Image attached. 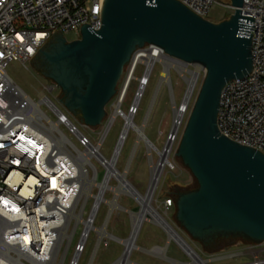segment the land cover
Returning <instances> with one entry per match:
<instances>
[{"label": "water", "instance_id": "water-1", "mask_svg": "<svg viewBox=\"0 0 264 264\" xmlns=\"http://www.w3.org/2000/svg\"><path fill=\"white\" fill-rule=\"evenodd\" d=\"M230 2L234 11L214 23L179 0H103L99 29L83 23L80 37L72 40L56 30L29 62L58 86L62 105L91 127L101 124L124 67L145 45L200 64L205 73L175 152L192 181L182 184L167 174L158 197L173 200V219L202 245L218 236L259 245L264 242V154L229 139L217 126L225 83L252 70L254 18L241 14L243 0Z\"/></svg>", "mask_w": 264, "mask_h": 264}, {"label": "built area", "instance_id": "built-area-1", "mask_svg": "<svg viewBox=\"0 0 264 264\" xmlns=\"http://www.w3.org/2000/svg\"><path fill=\"white\" fill-rule=\"evenodd\" d=\"M179 1L205 19L215 4H221L231 13L234 11L230 0ZM102 3L103 0H0V264H79L89 234L91 230H96V214L89 225L92 206L89 214L84 216L88 198L80 207L81 195L76 201L81 184L73 157L77 152L93 146L90 139L49 98L47 93L53 94L58 89L54 82L45 84L44 91L34 101L8 75L5 64L15 60L26 66L56 30L60 29L64 36L74 33V39H77L83 23L99 29ZM241 14L254 18V27L249 31L252 33V70L241 79L225 83L220 95L217 126L229 139L264 154V0H243ZM153 47L156 46L147 45L137 52ZM173 59L185 65L184 78H191L196 73L192 94L184 102V93L178 105L182 112L180 126L205 69L200 64ZM135 64L133 61L131 70ZM42 105L54 119L42 110ZM62 126L74 136L77 145L62 131ZM177 132L178 128L168 136L171 141L168 154ZM61 138L65 140L59 144ZM92 157L83 167L88 176ZM43 170H51L65 192L52 189ZM60 200L69 206L61 207ZM73 202L75 205L72 208ZM163 205L169 209L173 200L166 199ZM81 225L83 228L75 238ZM102 237L98 236L96 250ZM170 240L175 241L190 257L187 263L172 259L173 263L197 264L183 244L168 238V242ZM242 248L237 253L217 255L206 260L198 257L206 261L204 264H209L224 256L249 254L250 259L239 264H264V242ZM91 262L89 260L88 264Z\"/></svg>", "mask_w": 264, "mask_h": 264}, {"label": "rangeland", "instance_id": "rangeland-1", "mask_svg": "<svg viewBox=\"0 0 264 264\" xmlns=\"http://www.w3.org/2000/svg\"><path fill=\"white\" fill-rule=\"evenodd\" d=\"M218 1L224 2L225 0ZM230 14L231 11L229 9L224 8L221 4H215L206 18L214 23H218L228 18ZM65 37L68 40H72L74 39L75 34L67 33ZM146 46L147 45L144 47ZM164 55L168 56L165 53ZM153 62V68L150 69L151 72L148 82L137 106L134 105L135 94L139 90V82L145 73L146 64L137 63L133 67V70H131L133 59L126 64L121 79L117 84L116 93L105 107L106 115L101 124L96 127L84 125L62 105L57 97L60 93L59 88L53 94L47 93L49 98L62 111H64L76 125H78L80 131L90 139L92 145L99 147V153L102 154L105 159H110L114 153L125 122L124 114H131L134 123L138 126L142 125L145 121L143 132L149 141L152 142V146H149L143 140H139L137 143V132L131 128L125 136L120 154L114 165L116 173L125 174L128 183L141 194L146 193L152 175V167L154 164L159 163L161 159L160 151L167 147L168 136L173 134L172 131L174 130L173 126L175 118L174 111L182 101L186 89V82L176 66H169V81L160 82L161 72L164 65L158 59ZM5 68L13 81L34 101H37L39 93L44 91L43 86L48 82H51L37 72L31 66L30 62L24 66L18 61L9 60L5 64ZM189 68L191 67L189 66ZM200 82L201 79L198 81L197 87L193 92L190 106L184 114L182 123L178 127L176 140L168 154L169 164L165 165L163 169L150 203L159 215L163 217L165 221L168 222L180 235V237L191 246L198 256L206 260L217 255L237 253L243 249L242 247L245 246V243L238 241L234 243V245H228L226 249L215 251L214 253L204 251L200 243L193 240L192 237H190V235L173 219L172 215L175 211L174 203L169 209L164 207L163 202L170 197H158L167 174L171 180H178L182 184H188L192 181V176L189 171L182 167L176 160L175 152ZM155 91L156 95L154 96L153 104L150 107V110H148ZM119 104L120 112L113 118L116 106H119ZM41 108L43 111L47 112L44 105H42ZM47 113L50 115L51 119H54V116L49 112ZM109 122H111L110 125H108ZM61 129L71 141L77 145L74 136L63 126ZM91 161L92 166L89 169V178L87 182L84 183V186L90 189L93 197L81 194L79 201L80 207L82 202L88 198L84 216L89 214L91 206L94 203V197L96 199V196L99 195L100 190L97 184L102 180L106 170L104 162L97 157H92ZM172 166H174V169H172ZM118 182V179L113 176L109 179V186H117ZM103 191L104 192L101 193L100 197L101 204L98 210H96L97 213L94 219V226L96 228H101L104 225L103 227L106 230V235L102 237L100 246L96 250L95 246L99 235L95 229V231L91 230L86 241L85 251L80 257L79 264H88L89 260L92 261L91 264H115L124 251L123 241L129 238L132 232V214L137 211L139 207V203L135 197L126 192H121L115 198V192L111 188H104ZM114 199L116 205L113 206L111 202ZM145 217L146 219L142 221L136 237L135 244L137 248L132 249L129 256L130 262H127L126 264H174L172 259L182 263L189 262L190 257L185 254L175 241L170 240L168 242L167 233L158 223L152 220L151 215L146 213ZM82 228L81 225L77 230L75 238H78ZM104 241L107 243V246ZM165 246L164 255L150 252L154 247ZM71 252L72 251L70 250L69 254H71ZM249 259V254L240 256L233 255L224 256L219 260L208 262L209 264H239L247 262Z\"/></svg>", "mask_w": 264, "mask_h": 264}, {"label": "bare ground", "instance_id": "bare-ground-1", "mask_svg": "<svg viewBox=\"0 0 264 264\" xmlns=\"http://www.w3.org/2000/svg\"><path fill=\"white\" fill-rule=\"evenodd\" d=\"M157 59L160 60L164 65V68L161 72L160 82L161 81H167V82L169 81L168 70H169L170 65L176 66L179 69L182 77L184 78L183 73L185 72V65L179 64L180 62H178L177 60H174L173 58L164 55V53L159 48L153 47L148 51H144V50L138 51L134 55L133 61H135L136 64L137 63H142V64L144 63V64H146V66H145V73L139 82V86H140L139 90L135 94L136 95L135 100H134L135 106H137L138 102L140 101V99L143 95V92H144L143 90H144V88L148 82V78H149V75L151 72L150 69L153 68L152 67L154 64L153 61H155ZM195 75H196V73H193L191 78H184L188 84V87H187L186 92H185L184 102L192 94V87H193ZM125 87H124V89H125ZM153 100H154V98H153ZM152 104H153V101H152ZM152 104H151V106H152ZM119 107H120V104H119V106H116V111L113 114V118L117 113L120 112ZM178 107L179 106H177L175 108V111H174L175 112L174 126H173L174 130L172 131V133L176 132V130L179 126V121L182 117V112H181V110H179ZM149 110H150V108H149ZM123 116H124L125 122H124V125L122 128V133H121V136L119 138L118 143L116 144L114 153L110 159H105V157H103L101 154H99V147L98 146H91V147H89L88 150L77 152V154H75V156H73L75 159V162L77 163V166H76L77 167V178L81 184L80 192L76 198V201L78 200V198L81 194H85V195L93 197L90 189H88L84 186L85 185L84 183L87 182L89 176L86 172H84L83 167L85 164H87L89 162L88 161L89 157L90 156L97 157L102 162H104V165L106 167V170H105V173L103 175L102 180L100 182H98V184H97L100 192H99V195L96 196V199L94 197V203L92 205L91 215L89 218V225H90V221L93 220V218L97 212L96 210H98L99 205L101 204L100 197H101V193L104 192L103 191L104 188H111L115 192V198L119 195V193L126 192V193L133 195L135 197V199L139 203V207H138L137 211L133 212V214H132L133 226H132L131 235L129 236V238H127L126 240L123 241L124 251L122 253V256L117 260V262L115 264H126L127 262H130L129 256L132 252V249L137 248V246L135 244L136 237H137V234H138V231H139V228L141 226L142 221H144V219H146V217H145L146 213H149V215H151V217H152V220L155 221L156 223H158L162 228H164L169 239L177 240L179 243L183 244V246L187 250H189L191 252V255H192L195 263H197V264L206 263V261L201 260L193 251H191V249L188 247L186 242H184L182 240V238H180V236L175 232V230L165 222V219L159 215V213L156 211L155 208H153L151 206V203H150V201L153 197L155 188L159 182L160 176L163 172V169H164L166 163L169 161L168 160V149H169V146L171 144V141L168 140L167 141L168 145L166 144L167 147L164 150L160 151L161 159H160L159 163L154 164L152 167V175H151L150 183H149L148 189H147L145 194H141V193L137 192V190L131 184L128 183V181L125 178V174L116 173V171L114 169V165H115V162L117 161L118 155L120 154V150H121L123 142L125 140V136L127 135L128 131L131 128L136 130V132H137V135H138L137 143L139 142V140H143L149 146H152V142H150L147 137L144 138L143 129L145 126V121L143 122L142 125L138 126L134 123L131 114H124ZM110 123L111 122H109L108 125H110ZM64 140H65L64 138L59 139L58 140L59 144L61 142H63ZM42 172L49 179L52 189H55V190L58 189L57 192L61 191L59 193L65 192L64 186L59 183L58 178L56 177L55 174L52 173L51 170H43ZM113 176L116 177L119 182H118L117 186L112 187V186H109V179ZM29 180L31 181L32 178H30ZM95 200H96V203H95ZM61 201L62 200H60V202ZM111 203L113 206L116 205L115 199ZM60 205L63 208H67L69 206V204L67 202H63V203L61 202ZM74 205H75V203L73 202L72 208L74 207ZM89 225L87 227H89ZM103 226L101 228H96V230L99 233L100 238L102 236L106 235V230ZM155 250H157L160 253V255H164L165 247L153 248L151 251H155ZM174 264H176V263H174Z\"/></svg>", "mask_w": 264, "mask_h": 264}, {"label": "flooded vegetation", "instance_id": "flooded-vegetation-1", "mask_svg": "<svg viewBox=\"0 0 264 264\" xmlns=\"http://www.w3.org/2000/svg\"><path fill=\"white\" fill-rule=\"evenodd\" d=\"M238 241L244 243V241H242L240 238H237L235 236H228V237L218 236V237H214L212 240H210L206 244L202 245L200 243V245L206 251H215V250H218L222 246H225V245L226 246L234 245V243H236ZM245 245H248V244L245 243Z\"/></svg>", "mask_w": 264, "mask_h": 264}, {"label": "crops", "instance_id": "crops-1", "mask_svg": "<svg viewBox=\"0 0 264 264\" xmlns=\"http://www.w3.org/2000/svg\"><path fill=\"white\" fill-rule=\"evenodd\" d=\"M154 248H159V247H154ZM165 248H166V246H165ZM150 252H152V253H156V254H160L157 250H155V251H151V250H150Z\"/></svg>", "mask_w": 264, "mask_h": 264}]
</instances>
